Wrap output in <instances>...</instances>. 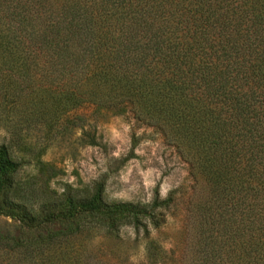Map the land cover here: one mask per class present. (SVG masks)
Returning <instances> with one entry per match:
<instances>
[{"label": "trees", "instance_id": "trees-1", "mask_svg": "<svg viewBox=\"0 0 264 264\" xmlns=\"http://www.w3.org/2000/svg\"><path fill=\"white\" fill-rule=\"evenodd\" d=\"M112 116L153 128L204 188L148 264H264V0H0V216L16 223L0 264H80L65 243L82 231L146 237L175 215V191L16 186L19 154L41 166L39 140Z\"/></svg>", "mask_w": 264, "mask_h": 264}, {"label": "rangeland", "instance_id": "rangeland-1", "mask_svg": "<svg viewBox=\"0 0 264 264\" xmlns=\"http://www.w3.org/2000/svg\"><path fill=\"white\" fill-rule=\"evenodd\" d=\"M37 146L45 148L38 154L41 166L19 154L24 163L15 175L16 186L33 190L36 200L57 198L67 189L89 192L99 182L107 202L145 204L155 191L161 199L175 191V215H168L167 223L150 229L146 237L126 226L115 236L89 229L68 239L65 244L77 250L80 264H148L147 244L158 242L167 248L183 207L204 192L176 150L153 128L131 119L88 118L52 140H39ZM15 227L13 220L0 216V229Z\"/></svg>", "mask_w": 264, "mask_h": 264}]
</instances>
